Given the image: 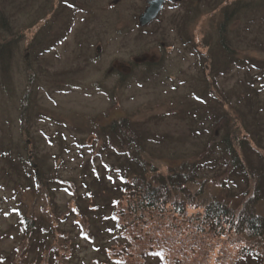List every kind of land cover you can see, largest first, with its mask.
I'll list each match as a JSON object with an SVG mask.
<instances>
[{"label":"rangeland","instance_id":"obj_1","mask_svg":"<svg viewBox=\"0 0 264 264\" xmlns=\"http://www.w3.org/2000/svg\"><path fill=\"white\" fill-rule=\"evenodd\" d=\"M146 1L0 0V44L10 41L12 46L9 57L0 59V146L10 143L14 151L35 156L33 163H40L43 174L53 168L56 176L79 193L90 191L101 204L107 203L104 191L96 197L94 185L103 178L111 193L121 174L116 170L108 175L109 165H119L113 155L92 153L90 125L125 116L143 136L144 157L165 171L199 154L207 141L220 143L223 138L226 127L210 134L208 107L216 111L220 103L205 93L204 79L212 78L209 85L216 96L250 88L264 105V0H167L154 20L137 27ZM234 1L248 5L235 9L238 14L226 24L225 35L235 48L229 57L217 47V29L224 6ZM202 42L209 48L203 49ZM208 49L203 69L198 59ZM31 75L35 90L24 134L21 96L30 89ZM229 103L239 110L238 125L258 130L264 145V111L259 104L251 102L249 94L241 101L232 94ZM209 154L211 161L199 170L200 178L222 168L220 149ZM11 156L15 159L17 153ZM36 167L25 164L30 172ZM22 179L20 171H10L0 159V264L23 239L20 220L25 208L30 204L32 212H38L42 207L28 190L16 186ZM242 186L233 177L224 192H216L228 196ZM53 194L59 213L73 203L62 183ZM77 219L82 220L60 221L58 229L69 230L76 242V264H98L107 233L94 229L90 242L80 236ZM147 263L158 264L152 255Z\"/></svg>","mask_w":264,"mask_h":264},{"label":"trees","instance_id":"obj_2","mask_svg":"<svg viewBox=\"0 0 264 264\" xmlns=\"http://www.w3.org/2000/svg\"><path fill=\"white\" fill-rule=\"evenodd\" d=\"M242 5L248 4L240 5L235 1L233 5L226 4L218 23L216 44L229 57L233 56L235 48L229 45L225 35L226 24L232 14H238L235 9ZM189 14L193 16L188 11ZM1 24L6 28L5 20ZM9 42L0 44V59L5 60L11 54ZM194 46L196 49L197 45ZM205 47L209 48V44L202 46ZM208 53L209 49L200 52L198 60L203 69ZM32 76L28 81L30 89L21 96L20 121L23 128L26 127L24 134L28 128L26 122L31 117ZM211 79H204L205 93L220 104L216 111L208 107L212 122L210 134L226 127L223 138L220 143L207 141L199 154L178 165L168 166L165 171L144 157L143 136L125 116L113 118L108 124L90 125L92 153L95 156H101L102 152L113 155L119 163L108 166V175L116 170L121 174L120 184L110 187L111 193L106 191L108 187L103 178L94 185L99 194L96 197L104 191L107 203L95 202L90 191L79 193L70 183L56 176L53 168L43 174L40 163H33L35 156L31 158L27 154L26 157L21 151H14L10 143L6 147L0 146V159L6 162L8 169L22 173L23 182L16 186L22 191L28 190L35 203L52 208L39 207L35 213L31 210L34 206L29 204L25 208L20 220L23 239L15 246L10 259L4 258V264H76V242L69 230L58 229L60 221L70 217L82 218L75 224L80 236L90 242L96 235L94 229L101 228L107 233L108 238L99 246L103 258L98 264H148L151 255L158 264H264V145L256 135L258 130L246 124L238 125L237 116L241 115L229 100L232 94L236 101L249 94L251 102L258 103L263 111L264 105L259 101V94L250 88L243 93L233 89L216 96L210 89ZM112 97L114 101L117 99L115 95ZM229 111L234 112L233 115ZM215 147L220 149L222 168L210 177L200 178L199 170L205 162L211 161L209 153ZM15 153L14 159L11 155ZM198 156L199 160L196 159ZM25 164H34L38 168L30 172ZM233 177H238L243 186L234 194L220 196L216 189L224 192L228 180ZM61 183L73 203L67 204L59 213L53 193ZM102 184L104 188L99 190L98 186Z\"/></svg>","mask_w":264,"mask_h":264},{"label":"water","instance_id":"obj_3","mask_svg":"<svg viewBox=\"0 0 264 264\" xmlns=\"http://www.w3.org/2000/svg\"><path fill=\"white\" fill-rule=\"evenodd\" d=\"M166 0H147L146 7L138 15V25L149 24L152 20L156 18L158 13L162 9V5Z\"/></svg>","mask_w":264,"mask_h":264}]
</instances>
